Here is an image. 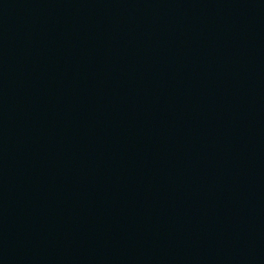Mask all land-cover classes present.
<instances>
[{"label": "water", "instance_id": "95a60500", "mask_svg": "<svg viewBox=\"0 0 264 264\" xmlns=\"http://www.w3.org/2000/svg\"><path fill=\"white\" fill-rule=\"evenodd\" d=\"M0 264H264V0H0Z\"/></svg>", "mask_w": 264, "mask_h": 264}]
</instances>
